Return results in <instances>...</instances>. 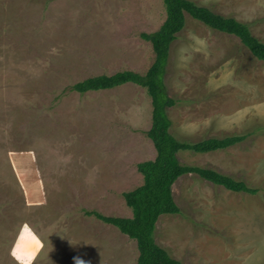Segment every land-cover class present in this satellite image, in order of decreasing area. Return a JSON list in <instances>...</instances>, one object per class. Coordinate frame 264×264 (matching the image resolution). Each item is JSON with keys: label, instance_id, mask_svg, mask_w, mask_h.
Segmentation results:
<instances>
[{"label": "rangeland", "instance_id": "rangeland-1", "mask_svg": "<svg viewBox=\"0 0 264 264\" xmlns=\"http://www.w3.org/2000/svg\"><path fill=\"white\" fill-rule=\"evenodd\" d=\"M248 24L264 43V0H191ZM167 18L164 0H0V264L28 224L32 264H137L136 241L87 212L132 218L124 194L157 158L146 133L148 90L127 84L79 94L86 79L146 74ZM172 134L201 142L246 135L179 161L258 189L237 193L190 174L173 186L182 215L157 223L159 246L184 264H264V62L235 37L186 16L165 74Z\"/></svg>", "mask_w": 264, "mask_h": 264}, {"label": "trees", "instance_id": "trees-1", "mask_svg": "<svg viewBox=\"0 0 264 264\" xmlns=\"http://www.w3.org/2000/svg\"><path fill=\"white\" fill-rule=\"evenodd\" d=\"M164 3L167 11L164 24L155 33L142 34L144 40L152 43L156 54L155 62L146 74L123 71L113 75L92 77L70 88L71 91L83 95L135 84L147 89L152 98V126L146 135L156 148L157 158L138 165V171L144 177V184L124 194L127 206L133 211V217H105L96 212H87L89 216L116 227L122 234L136 241L139 250L137 264H184L159 246L155 239L157 223L161 216L182 215L173 195V186L181 177L195 174L229 191L251 195L259 192L243 181L214 170L187 166L179 161L180 152L204 154L226 150L244 142L247 136L212 138L196 143L177 139L171 132L172 121L167 112L177 101L169 96L164 79L171 46L185 29L187 15L214 31L237 37L253 56L262 62L264 43L253 35L248 24L219 15L194 1L164 0Z\"/></svg>", "mask_w": 264, "mask_h": 264}, {"label": "clouds", "instance_id": "clouds-1", "mask_svg": "<svg viewBox=\"0 0 264 264\" xmlns=\"http://www.w3.org/2000/svg\"><path fill=\"white\" fill-rule=\"evenodd\" d=\"M40 246L41 241L37 238L36 233L25 223L17 234L10 254L18 261V264H32V253ZM75 264H85V262L76 258Z\"/></svg>", "mask_w": 264, "mask_h": 264}]
</instances>
